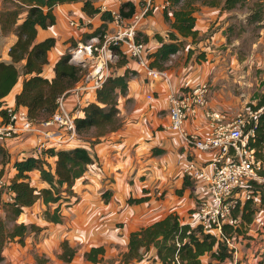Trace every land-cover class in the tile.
<instances>
[{
  "label": "crops",
  "instance_id": "crops-1",
  "mask_svg": "<svg viewBox=\"0 0 264 264\" xmlns=\"http://www.w3.org/2000/svg\"><path fill=\"white\" fill-rule=\"evenodd\" d=\"M124 1L127 0H99L96 6L101 11H118ZM132 1L138 10V0ZM210 1H214L212 5H200L194 13L195 29L200 36L207 35L206 38L193 44L190 39H186V47L193 49L194 53L189 56L184 49L172 56L164 71L165 78L161 75H150L129 58L124 67L114 69L118 75L123 74L126 69L135 72L128 81L125 96L118 99L117 107L122 121L119 129L107 134L92 147L80 140L64 144L53 143L61 149L86 148L95 157L94 162L75 181L69 202L61 203V223H51L43 218L42 213L46 206L40 200L24 210L17 223L34 225L39 230L29 231L23 244L16 241L8 243L2 250L3 261L0 264H123L121 255L127 251L131 232L149 226L170 213L177 214L182 222L194 225L195 214L192 211L197 200L206 197V189L189 179L190 185L181 194H177L176 191L182 188L184 182L182 169L188 160L204 165L214 158L215 153L189 147L180 134L170 128L167 95L171 91L178 92L185 87L209 83L207 108L222 112L228 119H232L248 102H255L252 98L255 77L251 75V69L253 65L264 66V27L259 28L258 37L251 41L242 54L243 37L233 31L231 12L222 9L225 0H220L217 4L216 0ZM165 6V0H153L150 14L137 25V32L148 37V52L155 51L159 46L154 35L158 34L166 39L170 30L162 16ZM1 8L0 0V10ZM53 13L55 24L46 29L37 28L36 32V41L46 38L55 40L54 46L48 52V63L41 74L47 79L54 77V65L69 49L70 40L78 42L103 23L99 14L86 16L81 11L80 3L58 5ZM64 13H69L81 25L72 27L64 18ZM245 22L246 19L243 20ZM15 40V34H2L0 28V61L10 62L8 51ZM251 48L252 51L249 52ZM198 52H204L206 60L197 62L195 54ZM113 64H108V74L113 69L110 66ZM21 66L22 64L18 68L21 69ZM243 68L246 70H242ZM23 79L24 76L20 74L16 85L3 99L6 107L15 106V96L21 91ZM78 84L79 82L76 86ZM85 96H92L91 101H94L93 93ZM64 100L68 110L76 105L79 108L85 105L83 98L78 100L73 94H69ZM185 127L189 132H197L202 137L209 133L202 111L187 121ZM37 128L41 129L42 126ZM51 130L53 129L49 131ZM35 132L27 133L18 141H0V146L8 153L11 163L39 155ZM11 163L7 164L2 178L6 184L16 172ZM29 176L30 183L37 189L46 186L38 171H32ZM105 191L110 193L108 202L102 199ZM7 194L2 197L4 201L12 196ZM129 197H146V201L130 205L127 203ZM254 201L258 210L248 226L249 230L247 229L251 247L247 248L246 256L249 262L258 264L261 257L253 258V251L259 247L263 252L264 243H257L258 234L252 228L255 224L261 226L264 212L259 208V198ZM237 238L242 239V235ZM258 238L264 240V235H259ZM63 241H67L76 250L69 263L59 258ZM252 244L256 246L253 248ZM99 246L104 248L102 261L91 263L85 260L84 253ZM241 257L240 251L237 258ZM237 258H233V264H236L234 260ZM207 260L206 255L202 256V263ZM151 261L159 264L154 248L146 252L142 260L130 264H149Z\"/></svg>",
  "mask_w": 264,
  "mask_h": 264
},
{
  "label": "trees",
  "instance_id": "trees-1",
  "mask_svg": "<svg viewBox=\"0 0 264 264\" xmlns=\"http://www.w3.org/2000/svg\"><path fill=\"white\" fill-rule=\"evenodd\" d=\"M99 0H1L0 28L2 34L13 33L15 42L10 46L8 56L10 62L0 61V118L6 120V104L3 99L16 85L20 74L24 76L21 91L15 96L13 108H23L28 117L34 121H45L55 111L59 97H66L80 81L85 68L78 64L69 62V54L66 51L54 65V77L47 79L43 77L42 71L48 63V52L55 44L53 38L36 41L37 28L46 29L55 24L56 18L53 9L63 4H81V11L88 17L100 16L103 22L101 26L92 33L84 35L80 41L85 42L93 36H100L107 30V23L111 21L110 12L101 11L96 3ZM248 0H225L223 10H232L237 6L244 5ZM166 6L162 10V16L168 23L170 30L166 39L155 34L154 39L159 43L153 52H147L148 67L157 71H165L171 57L182 50H186L191 56L193 49L186 47V39L191 43L203 40L207 35H199L195 29L196 7L193 0H165ZM212 5V2L204 3ZM152 9V8H151ZM151 9L147 15L150 14ZM140 10L135 8L132 0L124 1L118 9L119 14L125 19L131 17ZM23 15V16H22ZM246 21L249 23H264V0H255L252 3L251 12ZM141 36V38H139ZM136 41L146 45L148 37L136 32ZM75 47L76 42L69 43ZM71 48V47H69ZM147 48V47H146ZM117 54V60L113 69H120L127 64V56L118 48H112ZM148 51V49H147ZM130 59V58H129ZM197 62L206 60L204 52L195 54ZM132 60V59H131ZM22 64L21 69L19 65ZM115 71V70H114ZM112 71L104 80L102 87L94 95L91 101L80 108L82 116L74 119L75 131L78 136L92 132L90 139L83 140L90 147L97 144L101 138L116 131L122 125L118 110V99L125 96L130 77L135 75L134 71L126 69L123 74L118 75ZM263 91L254 93L253 99L256 104L251 106L253 110L264 108V80L260 83ZM251 126L248 125L247 129ZM246 129V130H247ZM82 141V142H83ZM249 146L254 149L258 160H264V115L258 118V124L254 129L253 137H249ZM3 156L0 161V180H2L7 164H10L8 153L0 146ZM53 159V165L47 162ZM88 150L83 147L71 149H59L48 147L39 151L38 156H28L11 163L15 169L13 178L0 187V263L3 261L2 250L10 242L16 241L23 244L25 235L29 231L39 230L34 225L17 223L18 217L27 208L33 206L40 200L45 206L42 213L43 218L51 223H61L62 217L60 206L67 202L72 195V187L77 179L82 177L87 167L94 162ZM38 171L45 187L37 189L30 183L29 174ZM264 174V172H263ZM190 185L189 179L184 177L182 188L177 194ZM12 196L8 201L3 200L5 193ZM254 197L259 198V208L264 212V188H254ZM110 193H102L104 202H108ZM146 201V197L127 199L128 204H139ZM66 204L65 206H68ZM254 200H246L237 205L233 212L238 224L233 227L224 224L221 233L225 238L233 239L247 232L257 212ZM2 212L4 216H2ZM193 213L195 211H192ZM151 248L156 250L159 264H227L226 261L233 259L230 250L222 237L215 236L203 230L199 224L191 225L182 222L178 215L170 213L163 219L153 224L131 232L128 238L127 251L121 255L123 264L139 262L144 254ZM62 252L59 258L69 263L73 259L76 250L68 245L67 241L61 243ZM104 248L92 247L84 253L88 262H101ZM208 257L207 262L202 263V256ZM258 264H264L261 260Z\"/></svg>",
  "mask_w": 264,
  "mask_h": 264
},
{
  "label": "built area",
  "instance_id": "built-area-1",
  "mask_svg": "<svg viewBox=\"0 0 264 264\" xmlns=\"http://www.w3.org/2000/svg\"><path fill=\"white\" fill-rule=\"evenodd\" d=\"M138 2L140 10L131 19L123 18L118 11L110 12V26L113 31L106 30L102 41L97 35L85 44H79L78 49H69L70 63L84 68L90 63L93 64L82 76L79 84L69 92L78 100L83 98L84 104L92 100V96L85 94H94L102 87L108 76V64L117 60V54L112 51L113 47L120 49L150 75L166 77L164 71L148 67L146 45L136 41L137 25L149 13L153 0ZM65 18L71 26H78L76 22ZM209 94L210 86L207 83L185 87L178 92H169L166 98L169 106L167 116L170 128L178 132L189 147L197 151L215 153L214 158L204 165L188 160L182 173L184 177L198 182L206 189V197L200 198L196 203L194 225L199 224L204 231L221 236L226 246L232 253L234 250L236 255L234 242L225 238L221 229L224 224L235 227L238 219L234 218L233 212L237 205L246 200H255V187L264 188L263 162L256 158L254 149L248 144L249 137L254 135L259 116L264 115V108L253 110L245 106L232 119H228L222 112L207 108ZM148 99L151 97L148 96ZM64 102L63 96L58 98L54 113L45 121L30 119L23 108L7 107L6 120L0 119V141H18L34 131L38 151L52 147L53 143L75 141L77 134L74 119L79 116L80 108L68 110ZM199 111H202L209 131L208 135L203 137L197 132H189L185 127V123L196 117ZM39 125L42 126L41 129L37 128ZM248 125L251 126L249 129ZM50 129L53 130L49 131ZM0 187H6L2 180Z\"/></svg>",
  "mask_w": 264,
  "mask_h": 264
},
{
  "label": "rangeland",
  "instance_id": "rangeland-1",
  "mask_svg": "<svg viewBox=\"0 0 264 264\" xmlns=\"http://www.w3.org/2000/svg\"><path fill=\"white\" fill-rule=\"evenodd\" d=\"M217 2H216V4L217 3H219V1L220 0H216ZM254 1L255 0H248L244 5H242V6H237L236 8H234V9H232V10H228V11H230L231 12V18H232V24L231 25H233L234 27H233V31L234 32H236V33H238V34H241V36L243 37V40H242V42H241V47H242V49H243V51H242V54H244L245 52L244 51H246V49H247V46L248 45H250L251 44V41H253L254 39H256L258 36H257V33H258V30H259V28L261 27V26H259V25H255L254 23H249V22H245V23H243V20L244 19H246L247 17H248V15H249V13L251 12V7H252V3H254ZM207 2H214V1H210V0H193V3H194V5H195V7H196V9H198V7L200 6V5H206V4H204V3H207ZM152 8V7H151ZM111 15V14H110ZM63 16H64V18L65 17H67V18H69L70 20H72V21H74V22H76L77 24H78V26L77 27H79L80 25H81V23H80V21H78V20H75V19H73L71 16H70V14L69 13H64L63 14ZM148 16V15H147ZM145 18V17H144ZM66 19V18H65ZM68 21V20H67ZM111 21H112V18H111ZM111 21L110 22H108L109 23V26L107 27V30H108V32H112L113 31V29H112V26H110L111 24ZM69 23V22H68ZM72 27H74V26H72ZM262 27H264V23H263V26ZM139 38H141V36H139ZM90 39V38H89ZM89 39H87V41L89 40ZM72 41V43H77L76 44V46L75 47H73V46H69V47H71V48H69V49H72V48H74V49H78V47H79V44H85L86 43V41L85 42H82V41H80V40H78V42L77 41H75V40H70V42ZM69 49L67 50V52L69 51ZM249 51V50H248ZM252 51V48H251V50L249 51V52H251ZM93 67V64L92 63H90L88 66H86L85 67V71L83 72V75L87 72V70H89L90 68H92ZM242 70H246V68H243ZM112 71H114V69H111V72ZM110 72V73H111ZM114 73H116V71H114ZM111 74H113V73H111ZM82 75V76H83ZM109 75V74H108ZM251 75L252 76H254L255 77V79L253 80V86H254V89L252 90L253 91V93H256V92H258V91H263V88L261 87V85H260V83H261V81L262 80H264V66L263 67H261V66H257V65H253V67H252V69H251ZM82 78V77H81ZM81 80V79H80ZM80 82V81H79ZM207 84H209V83H207ZM76 87V86H75ZM74 87V88H75ZM72 90V89H71ZM70 92V91H69ZM69 94H72V93H69ZM68 94V95H69ZM67 95V96H68ZM249 96H251V93H250V95ZM60 98V97H59ZM64 99H65V97H64ZM65 103V102H64ZM256 104V100H255V102L254 103H250V102H248L247 103V105H245L246 107H250V108H252L251 106H253V105H255ZM245 106H243L242 107V109H244L245 108ZM75 108H77V105L74 107V108H72L71 110H74ZM91 136H92V132H90L89 134H85V135H82V136H78L77 135V137H76V139H75V141H78V140H80V141H83V140H87V139H90L91 138ZM53 140H55V138L53 139ZM74 142V141H73ZM84 142V141H83ZM66 143V142H65ZM61 144H64V142H62ZM53 147H56V145H53ZM56 148H58V147H56ZM37 149V148H36ZM59 149H61V148H59ZM68 149H71V148H68ZM37 151H38V149H37ZM39 152V151H38ZM2 155H1V153H0V161H1V159H2ZM47 162H49L51 165H53V159L50 161V160H48ZM4 194H7V192L5 191V193ZM8 195V194H7ZM67 201L68 200H70V197L68 198V199H66ZM8 201V200H7ZM198 201V200H197ZM69 202V201H68ZM195 208H196V205H195ZM194 208V210L193 211H196V209ZM194 214H195V212H194ZM263 214V213H262ZM2 216H4V214H3V212H2ZM195 216V215H194ZM263 216V215H262ZM260 224H261V226H259V224H255L254 226H253V228H252V231L253 232H255V233H257L258 235H257V239H259V240H257L258 242V244H263L264 243V240H260V238H258V236L259 235H264V220L263 221H260ZM249 230V229H248ZM261 230H263L262 232H261ZM247 234H248V232L247 233H245V234H243L242 235V239H238L237 237H234L233 239H232V241L234 242V245H235V250L237 251L236 252V255H234V250H233V258L235 259V258H237V253L239 254V252L241 251L242 252V257L241 258H237L236 260H234V261H236V264H239V263H243V264H252V262H249L248 261V257L246 256V250H247V248H250L251 246V243H250V238H249V236H247ZM252 234V233H251ZM253 245V248L256 246L255 244H252ZM253 251V250H252ZM254 252V257L253 258H255V257H261V260H264V250H263V252L261 251V249L258 247V250H256V251H253ZM262 252V253H261ZM226 263L227 264H233V259L232 260H228V261H226ZM149 264H155V262L154 261H151V263L149 262Z\"/></svg>",
  "mask_w": 264,
  "mask_h": 264
},
{
  "label": "water",
  "instance_id": "water-1",
  "mask_svg": "<svg viewBox=\"0 0 264 264\" xmlns=\"http://www.w3.org/2000/svg\"><path fill=\"white\" fill-rule=\"evenodd\" d=\"M78 63H80V62H78Z\"/></svg>",
  "mask_w": 264,
  "mask_h": 264
}]
</instances>
